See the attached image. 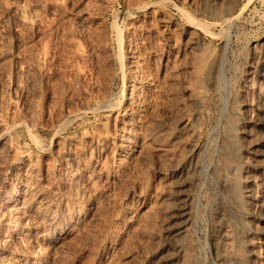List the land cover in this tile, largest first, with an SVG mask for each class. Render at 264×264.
Segmentation results:
<instances>
[{"label": "rangeland", "instance_id": "374dc122", "mask_svg": "<svg viewBox=\"0 0 264 264\" xmlns=\"http://www.w3.org/2000/svg\"><path fill=\"white\" fill-rule=\"evenodd\" d=\"M0 124V264H264V0H0Z\"/></svg>", "mask_w": 264, "mask_h": 264}, {"label": "bare ground", "instance_id": "6f19581e", "mask_svg": "<svg viewBox=\"0 0 264 264\" xmlns=\"http://www.w3.org/2000/svg\"><path fill=\"white\" fill-rule=\"evenodd\" d=\"M214 1H216V2H218V0H214ZM233 19V18H232ZM231 21V20H230ZM195 23H197V24H199L198 22H196V21H194ZM132 80V79H131ZM134 80V79H133ZM136 80V79H135ZM137 81V80H136ZM139 81V80H138ZM137 81V82H138ZM134 82V81H133ZM134 84H135V82H134ZM137 84V83H136ZM135 85H133V87H134ZM137 86V85H136ZM139 86V85H138ZM141 86H143V85H141ZM141 89V88H140ZM133 92V91H132ZM134 93L135 92H133V95H134ZM137 93V92H136ZM131 95V94H130ZM135 96V95H134ZM132 98H133V96H132ZM130 99H131V96H130ZM138 100V99H137ZM135 101V100H134ZM131 102H132V100H131ZM139 102V101H138ZM134 103H136V102H134ZM135 105H137V104H135ZM260 120V119H259ZM263 120V119H262ZM262 120H260V121H262ZM259 122V121H258ZM263 124V123H262ZM1 125V124H0ZM127 129V128H126ZM232 129V128H231ZM125 132V131H124ZM134 132V131H133ZM132 131H130V129H127L126 130V134L123 136V134H122V136H123V138H122V140H124V142H123V146H124V148H127V149H129L130 147H131V144H133L132 143V139L131 138H133V137H131V136H133V133ZM138 134V133H137ZM135 135V134H134ZM145 136V135H144ZM121 144V143H120ZM122 146V147H123ZM126 149V150H127ZM131 149V148H130ZM124 150V149H123ZM124 153V152H123ZM126 155V154H125ZM125 157V156H124ZM31 204V203H30ZM12 207V206H11ZM15 208V207H14ZM17 208H19V207H17ZM25 208V207H24ZM12 209V208H11ZM20 209V208H19ZM181 209V208H180ZM13 211V210H12ZM12 211H10V212H12ZM15 211V210H14ZM19 211V210H18ZM25 212L26 211H24V214L23 215H25ZM11 214V213H10ZM14 215H16L15 213H13ZM13 214L12 215H10V216H12L13 217ZM18 215H20V211H19V214ZM21 216H22V214H21ZM18 217V216H17ZM24 217V216H23ZM15 218V217H14ZM17 219H19V220H21L19 217L17 218ZM178 221V220H177ZM175 222H176V220H175ZM181 223V221H178V223H177V228L178 229H181V228H183L184 226H185V224H180ZM175 224V223H174ZM176 229V228H175ZM185 256V255H184Z\"/></svg>", "mask_w": 264, "mask_h": 264}]
</instances>
